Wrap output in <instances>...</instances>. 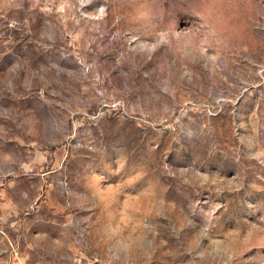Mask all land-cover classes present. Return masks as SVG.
I'll return each mask as SVG.
<instances>
[{
	"label": "rangeland",
	"instance_id": "obj_1",
	"mask_svg": "<svg viewBox=\"0 0 264 264\" xmlns=\"http://www.w3.org/2000/svg\"><path fill=\"white\" fill-rule=\"evenodd\" d=\"M0 264H264V0H0Z\"/></svg>",
	"mask_w": 264,
	"mask_h": 264
}]
</instances>
